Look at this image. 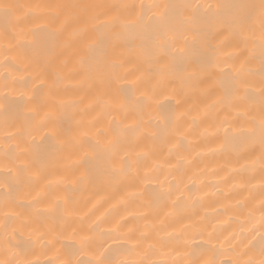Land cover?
Returning <instances> with one entry per match:
<instances>
[{"label":"bare ground","instance_id":"obj_1","mask_svg":"<svg viewBox=\"0 0 264 264\" xmlns=\"http://www.w3.org/2000/svg\"><path fill=\"white\" fill-rule=\"evenodd\" d=\"M261 3L0 0V262L259 264L264 144L239 134L264 117ZM239 4L243 38L208 22ZM165 13L160 51L140 25Z\"/></svg>","mask_w":264,"mask_h":264},{"label":"snow or ice","instance_id":"obj_2","mask_svg":"<svg viewBox=\"0 0 264 264\" xmlns=\"http://www.w3.org/2000/svg\"><path fill=\"white\" fill-rule=\"evenodd\" d=\"M143 7L144 6L141 5V8ZM230 7L233 11L229 13L226 18L221 17L219 14H214L213 16L208 17V22L214 21L216 23H220L227 27H230L243 38V32L241 30V26L246 18L245 9L248 8L249 6L239 4V5H231ZM260 7H261L262 18H264V0H262ZM140 19L142 20L143 17L141 16ZM108 27L109 26L104 23H99L95 27L96 39L92 44L88 46V51L90 53L89 59L87 62L84 61L81 62L83 71L86 74H90L105 66L103 61V49L108 43V41L112 39V37L109 35ZM261 27H262V33H264V23H262ZM140 28L142 32L145 34V39H147L150 42L151 48L163 51L165 45L164 36L168 31L173 29V26L168 18V14L165 13L163 16H161L159 21H155V22L145 21L140 25ZM260 61H261V76L262 78H264V36H262L261 45H260ZM211 63L212 60L209 57L206 60V64L210 65ZM177 70L180 71L182 69H180L179 66H177ZM224 75L226 79L221 82V86L224 88V93H225L224 100H228L235 86V78L228 76L226 73ZM262 91H264V89H262ZM215 103L216 102L210 104L209 108L210 109L214 108ZM257 135L259 136L260 142L264 144V117L261 118L258 127L254 125L247 132L241 131L239 134V139L241 141H250V140H254ZM260 163L262 166H264V157H262ZM261 207L262 209H264V202H262ZM261 225L262 227H264V211H262L261 214ZM91 227L92 226H90V228ZM193 227L196 226L193 225ZM209 235H211V233ZM175 239L179 241L180 236L177 235ZM90 243H92V239L90 237H85L82 242V247L87 246ZM206 244L207 241H205L204 244H201L199 248L201 250L214 252V249H206L205 248ZM77 251H79V249H72L73 254H75V252ZM106 251H111V249H107ZM260 251H261V255L264 256V233H261ZM0 264H3V262H0ZM66 264H72V261H68L66 262ZM75 264H94V262L91 260L88 261L76 260ZM95 264H119V262L108 258L107 256H105L104 253H102L101 259L96 261ZM209 264H216L215 259L211 260ZM244 264H254V262L251 259H249L247 261H244ZM259 264H264V259L260 260Z\"/></svg>","mask_w":264,"mask_h":264}]
</instances>
